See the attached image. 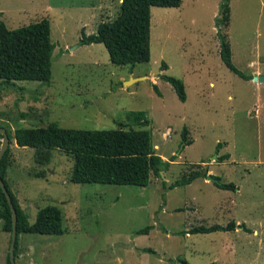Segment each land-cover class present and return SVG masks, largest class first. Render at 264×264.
<instances>
[{
  "label": "rangeland",
  "instance_id": "1",
  "mask_svg": "<svg viewBox=\"0 0 264 264\" xmlns=\"http://www.w3.org/2000/svg\"><path fill=\"white\" fill-rule=\"evenodd\" d=\"M220 3L153 7L151 60L132 67L112 62L102 43L80 44L83 31L96 33L102 21L118 16L120 0H0V19L11 29L50 18L56 44L51 83L15 80L1 89L0 127L12 134L53 122L115 129L127 124L130 111H145L157 154L175 156L168 168L152 172L147 186L75 183L73 156L12 139L7 180L30 222L55 205L64 228L59 235L21 233L16 264H264V83L223 62ZM224 32L234 64L247 75L264 74V0H231ZM163 75L184 81L186 101ZM185 127L193 140L186 146ZM198 170L237 188L201 177L171 187ZM231 221L236 230L186 233ZM11 239L0 219V264H10Z\"/></svg>",
  "mask_w": 264,
  "mask_h": 264
},
{
  "label": "trees",
  "instance_id": "2",
  "mask_svg": "<svg viewBox=\"0 0 264 264\" xmlns=\"http://www.w3.org/2000/svg\"><path fill=\"white\" fill-rule=\"evenodd\" d=\"M182 3L183 0H123L118 16L114 20L102 21L96 33L86 34L83 31L80 44H104L111 61L119 65L134 67L139 63L150 62L152 8L180 7ZM230 20L231 0H221L219 15L216 18L221 58L233 72L250 80L253 76L245 74L233 62L231 44L227 32H224ZM55 48L50 18L44 17L40 21L15 29L9 28L6 22L0 19V91L4 87L14 85L15 80L51 83ZM163 66H166V63ZM162 78L172 84L182 101L187 100L186 86L181 78L170 75H163ZM154 86L161 95L157 84ZM127 120V124H120L115 129L66 128L53 122L46 127L17 128L14 134L10 131L8 133L11 140L14 139L21 147H34L38 150H46L47 153L59 149L73 156L72 182L147 186L151 181L152 172L160 173L168 168L175 160V156L165 160L157 154L153 133L150 129L144 128L150 124L145 111H130ZM188 132V128L185 127L182 133L185 146L193 143ZM222 145V142L218 143V151ZM10 152L9 147L0 162V174L12 195L18 215L17 256L21 233L59 235L64 233V228L62 212L55 205L41 209L36 221L30 222L29 214L21 206L7 180ZM229 157V154H225L221 157V161ZM208 176V170H198L188 176L184 175L171 187L188 185L197 178ZM215 177L219 179V182H215L218 187L237 188L234 183H226L220 177ZM0 219L3 221V230L12 234L13 210L1 185ZM236 228L237 223L231 221L226 226L200 225L186 233H210L219 230H236ZM149 229L150 227H147L139 233H145ZM7 258L11 264L10 253ZM183 263L190 264L187 260Z\"/></svg>",
  "mask_w": 264,
  "mask_h": 264
},
{
  "label": "water",
  "instance_id": "3",
  "mask_svg": "<svg viewBox=\"0 0 264 264\" xmlns=\"http://www.w3.org/2000/svg\"><path fill=\"white\" fill-rule=\"evenodd\" d=\"M133 81L134 80H139L141 77H132ZM253 80L264 83V74L261 73H254L253 75ZM131 80L126 81V84H129L133 82ZM0 136H3V144L0 150V162L3 159V157L6 154L7 149L10 146L11 143V138L9 136L8 130L5 127H0ZM208 179L213 181V182H219V179L214 177L213 175H209ZM0 185L2 186L4 192L7 195V198L9 200V203L11 204L12 210H13V231H12V239H11V245H10V261L11 264H16V248H17V239H18V228H17V220H18V215L16 208L14 206L13 200H12V195L6 185V182L4 178L0 174Z\"/></svg>",
  "mask_w": 264,
  "mask_h": 264
},
{
  "label": "crops",
  "instance_id": "4",
  "mask_svg": "<svg viewBox=\"0 0 264 264\" xmlns=\"http://www.w3.org/2000/svg\"><path fill=\"white\" fill-rule=\"evenodd\" d=\"M120 1H121V3H122L123 0H120ZM182 4H183V3H182ZM155 7H157V6H155ZM50 20H51V19H50ZM98 27H99V26H98ZM97 31H98V30H97ZM93 44H94V43H93ZM219 50H220V46H219ZM220 55H221V54H220ZM212 84H213V83H212ZM256 109H257V110H256L255 113H256V114H260V112H261L260 107H259V108L256 107ZM156 146H157V145H156ZM157 147H158V146H157ZM228 154H229V153H228ZM163 157H165V156H163ZM209 175H210V174H209ZM201 178H204V177H201ZM197 179H198V178H197ZM204 179H205V181H207V182L209 181L208 177H207V178H204ZM195 180H196V179H195ZM212 182H213V181H212ZM214 183H215V182H214ZM190 184H191V183H190ZM236 229H237V228H236Z\"/></svg>",
  "mask_w": 264,
  "mask_h": 264
},
{
  "label": "built area",
  "instance_id": "5",
  "mask_svg": "<svg viewBox=\"0 0 264 264\" xmlns=\"http://www.w3.org/2000/svg\"><path fill=\"white\" fill-rule=\"evenodd\" d=\"M168 133H170V132H168Z\"/></svg>",
  "mask_w": 264,
  "mask_h": 264
}]
</instances>
